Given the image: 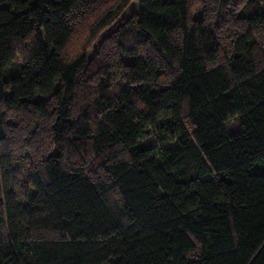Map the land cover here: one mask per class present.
Returning <instances> with one entry per match:
<instances>
[{
  "label": "trees",
  "instance_id": "obj_1",
  "mask_svg": "<svg viewBox=\"0 0 264 264\" xmlns=\"http://www.w3.org/2000/svg\"><path fill=\"white\" fill-rule=\"evenodd\" d=\"M131 1L0 0V264H264V0Z\"/></svg>",
  "mask_w": 264,
  "mask_h": 264
},
{
  "label": "rangeland",
  "instance_id": "obj_2",
  "mask_svg": "<svg viewBox=\"0 0 264 264\" xmlns=\"http://www.w3.org/2000/svg\"><path fill=\"white\" fill-rule=\"evenodd\" d=\"M139 4V0H132L129 8L118 18V22L120 20L126 21L129 17L131 18V16L138 11ZM79 19L81 20V22L73 27L74 29L72 34V41L67 49L68 55L72 57L80 51H87L89 57H96L97 54H100V56H104L106 53H109L110 47L108 48V44H106L102 51H95L96 44H94L95 42L89 38L92 35V32L90 30L91 22L89 18L84 20L82 14L79 15ZM111 27L105 28L104 30H97V39L101 40L102 38H105V35L109 32L108 30H110ZM107 41L108 40H104L101 45H104V43H107ZM31 116L33 117L34 121H39L34 114H31Z\"/></svg>",
  "mask_w": 264,
  "mask_h": 264
}]
</instances>
